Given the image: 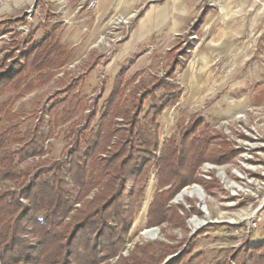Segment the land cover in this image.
I'll return each instance as SVG.
<instances>
[{"label":"rangeland","instance_id":"1","mask_svg":"<svg viewBox=\"0 0 264 264\" xmlns=\"http://www.w3.org/2000/svg\"><path fill=\"white\" fill-rule=\"evenodd\" d=\"M4 19L18 20L1 23ZM47 33H54L66 51L65 64L42 87L18 98L14 91L0 95V103L11 99L0 112V127L15 123L22 132L38 130L44 137V154L24 159L20 166L61 157L64 130L72 121L56 124L65 105L59 101L69 102L74 119L86 117L109 95L114 74L121 69L127 71V79L139 74L130 85L134 87L139 79L150 82L153 75L163 76L175 58L179 99L157 118L160 144L174 133L179 136L181 128L189 130L196 115L203 121L210 150L226 151L227 159L203 162L197 170L199 181L173 194L169 203L183 225L148 226V207L157 189L152 168L122 254L137 243L154 240L180 244L178 253L199 231L192 253H200L203 264H234L235 250L263 241L264 201L255 199H264V0H0V57L11 40L31 39L15 50L6 68L17 70L28 48ZM95 59L98 64L87 73ZM150 105L145 103V112ZM5 110L14 114L11 120L4 119ZM241 112L244 116L235 118ZM233 181L240 189H231L236 186ZM5 185L0 180V187ZM196 185L201 199L186 194L177 200L180 191ZM204 216L211 222L191 234L192 220ZM153 228L158 229L153 236L143 234Z\"/></svg>","mask_w":264,"mask_h":264},{"label":"trees","instance_id":"2","mask_svg":"<svg viewBox=\"0 0 264 264\" xmlns=\"http://www.w3.org/2000/svg\"><path fill=\"white\" fill-rule=\"evenodd\" d=\"M205 13L203 9L201 18ZM56 37L47 33L29 47L15 71L6 68V62L31 39L21 43L16 38L4 47L0 95L14 91L18 98L51 80L54 70L67 60ZM97 64L93 60L87 73ZM177 64L174 58L163 76L153 75L150 82L139 79L134 87L130 85L139 74L127 79V71L121 69L109 95L101 105L96 102L86 117L74 119L69 102L59 101L65 105L56 124L72 121L64 130L66 144L59 158L20 166L24 159L44 154L40 145L44 137L38 130L22 132L15 123L0 127V180L6 181L0 187V264H160L168 255L173 256L165 264H203L202 255L192 253L199 231L178 253L180 244L154 240L137 243L122 254L152 168L157 189L148 207V226L183 225L169 200L183 186L199 181L197 170L203 162L227 159L226 151L210 150L203 121L196 115L189 130L181 128L179 136L174 133L160 144L157 118L179 99L174 81ZM159 92L164 94L158 97ZM10 101L0 103V112ZM147 101L151 105L145 112ZM4 114L6 120L14 116L9 110ZM262 230L260 244L235 250L234 264H264V225Z\"/></svg>","mask_w":264,"mask_h":264},{"label":"bare ground","instance_id":"3","mask_svg":"<svg viewBox=\"0 0 264 264\" xmlns=\"http://www.w3.org/2000/svg\"><path fill=\"white\" fill-rule=\"evenodd\" d=\"M242 116H244L243 112L237 113L235 115V118H239V117H242ZM232 183L234 185H236V186H233V187L230 186L231 189L235 190L234 188H238V186H239L238 184H236L235 182H232ZM232 183H230V184H232ZM178 194H177L178 196L176 195L177 196V200L182 198L186 194H188V195H190V194H195L196 195L197 194V195L200 196V199L203 197L198 186L191 187L190 189L189 188L184 189V190L180 191ZM207 221H208V216H204L203 218H199L197 220L196 219L192 220L193 228L191 227L192 228L191 231H193V230L196 231V229H198L199 226L204 225ZM155 230H154V228L153 229H149V230H145V231H143V234L147 235V236H151V235L153 236L155 234Z\"/></svg>","mask_w":264,"mask_h":264},{"label":"built area","instance_id":"4","mask_svg":"<svg viewBox=\"0 0 264 264\" xmlns=\"http://www.w3.org/2000/svg\"><path fill=\"white\" fill-rule=\"evenodd\" d=\"M208 166H210V165H207L205 168L208 169ZM206 169H205V171H206ZM227 181H230V180H227ZM233 182H234V181H233ZM234 189H235L234 191L240 189V185H239L238 188H234ZM261 199L264 201V199H263L262 197H260V198L257 197V199H255V201L258 202V201H260ZM259 208H260V207H258V208L254 211V213L252 214L251 218H252V217L254 218V216L260 211ZM248 231H250V229H249Z\"/></svg>","mask_w":264,"mask_h":264},{"label":"water","instance_id":"5","mask_svg":"<svg viewBox=\"0 0 264 264\" xmlns=\"http://www.w3.org/2000/svg\"><path fill=\"white\" fill-rule=\"evenodd\" d=\"M196 186H198V185H196ZM199 187V186H198ZM207 222H211V220H208ZM206 222V223H207ZM156 230H158L157 228H155ZM194 233V231H192V233L191 234H193ZM168 261V259L163 263V264H165L166 262Z\"/></svg>","mask_w":264,"mask_h":264},{"label":"crops","instance_id":"6","mask_svg":"<svg viewBox=\"0 0 264 264\" xmlns=\"http://www.w3.org/2000/svg\"><path fill=\"white\" fill-rule=\"evenodd\" d=\"M118 72H119V71H118ZM118 72H117V73H118ZM117 73L114 74V77H115V75H116ZM177 84H178V83H177ZM111 89H112V87H111Z\"/></svg>","mask_w":264,"mask_h":264}]
</instances>
